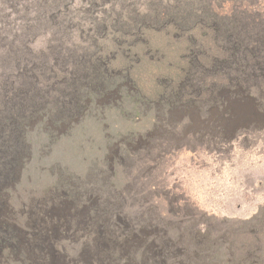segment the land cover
<instances>
[{
	"label": "rangeland",
	"instance_id": "rangeland-1",
	"mask_svg": "<svg viewBox=\"0 0 264 264\" xmlns=\"http://www.w3.org/2000/svg\"><path fill=\"white\" fill-rule=\"evenodd\" d=\"M236 12L264 29V0H0V264H264V80L186 103L228 93Z\"/></svg>",
	"mask_w": 264,
	"mask_h": 264
},
{
	"label": "trees",
	"instance_id": "trees-1",
	"mask_svg": "<svg viewBox=\"0 0 264 264\" xmlns=\"http://www.w3.org/2000/svg\"><path fill=\"white\" fill-rule=\"evenodd\" d=\"M243 16V13L236 12L235 15L230 17L231 19L228 23L224 22L222 23L223 26L220 25L222 31L219 37L228 55L218 66L220 70H229L228 80H226L228 93H223L221 89L216 88L211 91L206 100L201 102L198 96L199 93L196 91L198 90L197 88L194 92L195 94L193 93L190 96L191 100H187V104L195 103L198 107L207 105L210 108L218 107L221 109L222 105H225L228 100L231 98L235 99L239 92L242 90L247 91L254 84V81L264 80V29L255 31L250 29L251 21L249 23L243 22ZM223 73L225 74L224 71ZM198 84L201 85L200 83ZM179 100L176 97H172L169 104L180 103L181 101L178 102ZM6 148L13 151L11 147L6 146ZM18 164L19 160L14 165L10 163L6 169H0V175L6 177L8 174V177H11V170ZM0 167L2 168L3 166L0 165ZM2 180H0V196L2 193ZM193 238H190L193 241L192 247L199 246L202 243L201 239L196 240Z\"/></svg>",
	"mask_w": 264,
	"mask_h": 264
}]
</instances>
